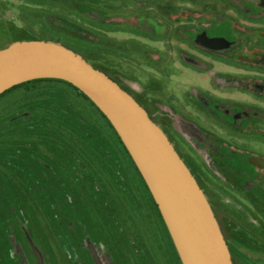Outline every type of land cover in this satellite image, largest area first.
Here are the masks:
<instances>
[{
    "label": "rangeland",
    "instance_id": "rangeland-1",
    "mask_svg": "<svg viewBox=\"0 0 264 264\" xmlns=\"http://www.w3.org/2000/svg\"><path fill=\"white\" fill-rule=\"evenodd\" d=\"M162 1L163 16L177 12L176 23L165 19L162 31L137 33L125 28L121 16L105 18L94 0H0V48L24 39L50 41L112 76L166 133L202 188L225 240L236 245L239 237L247 244L254 236L264 240L252 215L241 213V205H250L245 194L225 186L229 176L213 159L212 144L220 136L264 153V140L241 136L206 112L216 96L227 104L264 106L238 88L250 87L249 79L233 76L264 78V13L253 6L249 17L242 0H172L175 10L165 7L171 0ZM151 7L149 12L157 11ZM208 34L223 36L228 49L222 51V44L215 50ZM32 153L55 170L44 174ZM231 195L239 198L238 206ZM9 210L18 214V244L0 234V247L8 255L16 246L24 264H183L110 120L61 81L27 83L0 97V231ZM228 248L237 264H264V254Z\"/></svg>",
    "mask_w": 264,
    "mask_h": 264
},
{
    "label": "water",
    "instance_id": "water-1",
    "mask_svg": "<svg viewBox=\"0 0 264 264\" xmlns=\"http://www.w3.org/2000/svg\"><path fill=\"white\" fill-rule=\"evenodd\" d=\"M39 78L72 83L110 120L155 198L183 264H235L198 181L128 90L83 56L54 42L24 39L0 49V95Z\"/></svg>",
    "mask_w": 264,
    "mask_h": 264
},
{
    "label": "flooded vegetation",
    "instance_id": "flooded-vegetation-1",
    "mask_svg": "<svg viewBox=\"0 0 264 264\" xmlns=\"http://www.w3.org/2000/svg\"><path fill=\"white\" fill-rule=\"evenodd\" d=\"M258 1L261 2L259 5L255 3L256 0H242L241 6L247 12L248 16L253 6H255L259 10H262L264 13V0ZM174 2H172V0L164 1L166 5L165 7H169L171 8V10H175ZM162 3V0H94V5L97 6V8L99 6L100 9L103 8V10L106 11V14L104 15L105 18H108V20L110 19V21H112L116 17L121 16L125 21V28L132 32H137V30L145 31L146 29H151L153 32H160L164 27L163 22H165V19L169 18L172 23H176L177 12L173 11L170 17L167 14L163 16ZM149 5H154V7H151V9L157 11L149 12L147 10ZM93 13H95L94 16H96L97 18H101L100 14H98L97 11ZM121 13L124 14L122 15ZM162 17H164V19H162ZM243 17L246 16L244 15ZM208 35L210 36V34ZM220 37L223 36H210V38L208 39V43L210 44V46H214L213 48L215 50H219V48H222L220 46L224 44L221 50L226 51L228 49V44H225L226 42L224 40H221ZM132 43L134 44L136 42ZM136 48L137 49L133 48L135 50L133 52L138 51L139 54H141V52H144V49L143 51H141L139 47ZM230 75L232 74H228V76ZM233 76L249 79L251 84L250 87L245 88V86L243 88L242 86L238 88L241 90L245 89V92L251 94L253 97H255L256 100L261 99L264 102V78L248 75ZM110 77L113 78L112 76ZM258 79L260 81H257ZM121 86L124 87L123 85ZM131 94L135 97L133 93ZM135 98L139 101L137 97ZM140 103L143 105L142 102ZM227 103L229 102L223 100L220 97H212V99L208 101L206 112L209 116L218 118L219 122L222 123L226 128H230L232 131L237 132L241 136H257L260 139L264 140V106L257 102L251 104L243 101H236L235 103L231 104ZM249 112L251 114H249ZM150 116L153 119L152 115ZM214 138L215 139L213 140L214 142L212 144L215 145L216 151L213 153V159H216L215 161L220 171L228 174L229 176L228 178H224L226 181L225 186L234 191L245 194V200H247L251 206L248 204H246V206L243 202L244 205L240 206V208H242L241 213L247 218L252 215L253 220L252 222L249 220V222H251V224L255 223L254 225L257 224L255 231L260 235V233L264 231V153H259L255 150L245 148L241 145L230 143L220 136H216ZM30 156L31 161L35 162L37 164V168L44 172V174H50L52 170H55L52 169V166L53 168H55V166L49 163V161L44 160L42 157L33 153ZM223 195L226 194L220 193L219 197L223 198ZM231 198L235 200V203L238 206L240 203L239 198L235 195H231ZM224 203L227 207L230 206L225 201ZM2 207L5 210L4 206ZM251 209L254 210L252 211ZM4 220L7 225L6 227H4V230L0 231V234H5V236L11 240V242L12 240H14V243L18 244L19 227L17 212L13 213L9 210V212L5 213ZM226 240L228 242V245L230 244V247L232 246V248L240 246L248 249L249 252L264 254V240L262 239V236L261 239L254 236L252 239V244H247L241 237L236 238L238 245H236L234 242H231L227 238ZM234 244L236 246H234ZM7 254L8 255H6L2 250V247H0V264L25 263V260H23L22 258L20 259L19 252L16 246L10 247ZM25 259L27 263L28 260L30 262L28 255ZM232 259L234 263L237 264L233 257ZM258 260L262 259L249 258L250 262H255Z\"/></svg>",
    "mask_w": 264,
    "mask_h": 264
},
{
    "label": "trees",
    "instance_id": "trees-1",
    "mask_svg": "<svg viewBox=\"0 0 264 264\" xmlns=\"http://www.w3.org/2000/svg\"><path fill=\"white\" fill-rule=\"evenodd\" d=\"M3 48H5V47H3ZM0 49H2V48H0ZM45 80H57V81L64 82V83H66V84L72 86V87L75 88L76 90H78L83 96L89 98L84 92H82L79 88H77V87H76L75 85H73L72 83H70V82H68V81H65V80H63V79H58V78H39V79L29 80V81H26V82L20 83V84L14 86V87L8 89V90L5 91L4 93H2V94L0 95V97H1L2 95H4L6 92L10 91L11 89L17 88V87H19V86H21V85H24V84H27V83H31V82L45 81ZM89 99H90V98H89ZM94 104H95V103H94ZM96 106H97V105H96ZM97 107H98V106H97ZM98 109L100 110L99 107H98ZM100 111H101V110H100ZM101 112H102V111H101ZM102 113H103V112H102ZM103 114H104V113H103ZM104 115H105V114H104ZM105 116H106V115H105ZM154 121H155V120H154ZM144 181H145V180H144ZM147 186H148V185H147ZM148 188H149V187H148ZM156 204H157V203H156Z\"/></svg>",
    "mask_w": 264,
    "mask_h": 264
}]
</instances>
